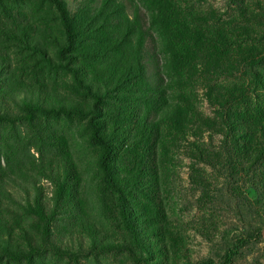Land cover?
<instances>
[{"label": "trees", "instance_id": "16d2710c", "mask_svg": "<svg viewBox=\"0 0 264 264\" xmlns=\"http://www.w3.org/2000/svg\"><path fill=\"white\" fill-rule=\"evenodd\" d=\"M12 1L16 0H0V121L32 122L37 113L52 112L83 116L98 151L101 186L117 201L136 254L145 259L144 264H163L156 254L161 252V243H153L152 235L161 232L154 219L164 210L157 205L156 211L145 210L139 217L138 203L132 197L155 199L157 148L165 145L166 133L178 134L193 112L186 103L172 99L173 78L164 71L157 28H164L170 39V62L179 75L191 72L198 61L218 75L246 71L248 77L240 84L207 92L218 117L221 149L233 173L251 171L264 162L260 49L232 40L225 32L228 25L202 27L208 21L204 12L185 10L178 0H152L149 12L138 0H86L78 12L70 11L65 0H31L28 12L15 8ZM233 4L238 18L261 20L262 15L248 14L244 0H233ZM236 31H231L233 37ZM58 67L70 74L88 98L71 97L35 77ZM231 101L240 105L228 109ZM49 143L58 149L42 154L34 167L55 183L51 199L57 212L76 165L59 138L51 137ZM3 181L0 175V246L22 255L23 250L6 239L8 223L3 212L9 192ZM33 182L31 210L48 221L49 230L43 187ZM254 186L264 193V177ZM77 217L95 230L85 213L79 211Z\"/></svg>", "mask_w": 264, "mask_h": 264}, {"label": "rangeland", "instance_id": "374dc122", "mask_svg": "<svg viewBox=\"0 0 264 264\" xmlns=\"http://www.w3.org/2000/svg\"><path fill=\"white\" fill-rule=\"evenodd\" d=\"M65 1L72 12L86 5V0ZM138 1L146 12L154 7L152 0ZM30 2L16 0L12 5L28 12ZM178 2L185 10L204 12L208 21H203L202 27L228 25L225 32L232 40L242 47L260 49L258 68L264 73V0H244L248 14L262 15L261 20L238 18L233 0ZM235 30L238 35L233 37L231 31ZM157 31L164 71L173 78L172 99L186 103L193 112L180 132L174 136L166 133L165 145L157 148L159 187L155 199L139 194L132 197L138 203L139 217L145 210L156 211L157 205L164 210L154 219L161 225L160 234L152 235L153 243L162 247L157 258L163 264H264V193L254 188L255 181L264 177V162L251 171L233 173L229 169L221 149L222 134L217 132L218 117L207 94L211 88L240 84L248 77L246 71L218 75L198 61L191 72L179 75L170 62V39L164 28ZM35 77L71 97H87L59 67L42 70ZM239 105L231 101L227 108ZM51 137L65 144L76 165L57 212H53L51 199L55 183L34 167L42 154L58 149L49 143ZM97 154L86 119L76 113H37L32 122L0 121V175L9 192L3 212L8 223L6 239L23 250L22 255H16L0 246V264H144L145 259L139 258L130 242L117 201L101 186ZM118 154L121 156V151ZM33 179L43 187L49 230L48 221L31 210ZM79 211L87 215L95 230L78 219Z\"/></svg>", "mask_w": 264, "mask_h": 264}]
</instances>
